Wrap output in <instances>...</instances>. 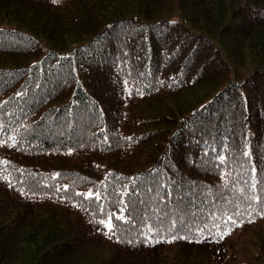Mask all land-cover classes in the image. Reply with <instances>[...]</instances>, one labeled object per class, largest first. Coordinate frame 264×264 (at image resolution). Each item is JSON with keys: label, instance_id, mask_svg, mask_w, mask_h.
Returning <instances> with one entry per match:
<instances>
[{"label": "trees", "instance_id": "16d2710c", "mask_svg": "<svg viewBox=\"0 0 264 264\" xmlns=\"http://www.w3.org/2000/svg\"><path fill=\"white\" fill-rule=\"evenodd\" d=\"M0 141V264H264V0H0Z\"/></svg>", "mask_w": 264, "mask_h": 264}, {"label": "snow or ice", "instance_id": "6c2138e0", "mask_svg": "<svg viewBox=\"0 0 264 264\" xmlns=\"http://www.w3.org/2000/svg\"><path fill=\"white\" fill-rule=\"evenodd\" d=\"M20 94H21V93H19V92L16 93L17 96H19ZM13 142H14V141H13ZM0 143H2V141H0ZM245 155H247V153H245ZM221 159H223V158H221ZM222 175H224V173H222ZM65 187H67V185H65ZM21 191H23V190H21ZM86 195H87V196H92V195H94V193H93L91 190H89V191L86 193ZM98 198H99V197H98ZM253 198H254L255 200H257V201H259V200L261 199V197H259V196H254ZM248 207H252L251 204H249ZM260 214H261V215H264V211H261ZM249 215H251V213H249ZM117 218L120 219V220H125V216H124V214H123L122 211L117 212ZM229 219H231V217H229ZM100 223L105 224V226H106L108 229H112V228H113V223H112V219H111V214L109 215V218H108L106 221H100ZM171 223H172V225H174V224H175V221H172ZM148 227H149V230H150V231H151V230H154L151 226H148ZM161 239H164V237H161ZM168 239L171 240L172 237L169 236Z\"/></svg>", "mask_w": 264, "mask_h": 264}, {"label": "rangeland", "instance_id": "374dc122", "mask_svg": "<svg viewBox=\"0 0 264 264\" xmlns=\"http://www.w3.org/2000/svg\"><path fill=\"white\" fill-rule=\"evenodd\" d=\"M125 8H126V9H130V12H132V14H134V15H137V16L141 15V8H142V7L138 8V5H137L135 2L128 3V5H126V6L124 5V6L122 7V10H125ZM73 43H74V44H77L78 41H73ZM198 92H199V94H200V93L202 92V90L195 91V93L193 94V96H191L190 98H188V99H186V100H188V101H192L191 99H196V101H197V100H198L197 97H199ZM194 96H195V97H194ZM202 97L205 98V96H204L203 94H202ZM92 250H93L92 248L87 247V249H86V251H85V254L90 253Z\"/></svg>", "mask_w": 264, "mask_h": 264}]
</instances>
